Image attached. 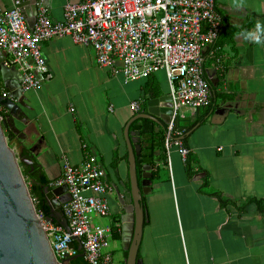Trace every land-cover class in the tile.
Listing matches in <instances>:
<instances>
[{
    "label": "crops",
    "instance_id": "obj_1",
    "mask_svg": "<svg viewBox=\"0 0 264 264\" xmlns=\"http://www.w3.org/2000/svg\"><path fill=\"white\" fill-rule=\"evenodd\" d=\"M67 1L22 0V8L32 26L40 3L60 21ZM13 2L0 0L5 7ZM216 9L221 31L204 49L213 105L184 109L176 121L182 133L210 110L182 142L187 156L179 146L167 151L164 112L158 122L140 117L130 125L131 138L141 144L140 186H151L143 196L148 217L139 249L142 264H264V36L257 42L246 35L264 24V0H216ZM42 48L53 77L24 90L26 105L16 123L26 138L15 135L14 146L27 148L50 181L63 174L67 163L81 165L94 155L115 187L108 194L110 214L95 220L121 224L117 190L130 189L126 126L134 116L149 113L150 99L171 95L167 72L162 68L126 80L122 72L100 65L92 46L71 36L53 37ZM135 100L139 111L132 108ZM143 124L151 131L142 132ZM214 191L222 192L227 204ZM121 227L106 248L116 257L119 250L117 258L125 259Z\"/></svg>",
    "mask_w": 264,
    "mask_h": 264
},
{
    "label": "built area",
    "instance_id": "obj_2",
    "mask_svg": "<svg viewBox=\"0 0 264 264\" xmlns=\"http://www.w3.org/2000/svg\"><path fill=\"white\" fill-rule=\"evenodd\" d=\"M221 27L216 0H68L60 21L53 20L48 7L40 3L32 26L22 0H14L10 7L0 4V49L9 56L8 63L23 72L24 90L38 88L53 77L42 48L53 37L71 36L76 43L92 46L97 62L122 72L126 80L165 69L173 102L166 148L169 152L179 146L184 156L189 150L175 137L181 133L175 124L184 109L197 111L211 103L204 49L218 38ZM2 95L18 100L5 90ZM131 105L136 111L141 108L138 100ZM106 174L93 155L81 165L67 163L63 174L51 181V186L67 188L70 196L63 211L71 232L39 213L59 260L85 250L88 264H127L106 248L114 232L122 230L121 224L95 220L110 214L108 194L115 187Z\"/></svg>",
    "mask_w": 264,
    "mask_h": 264
},
{
    "label": "water",
    "instance_id": "obj_3",
    "mask_svg": "<svg viewBox=\"0 0 264 264\" xmlns=\"http://www.w3.org/2000/svg\"><path fill=\"white\" fill-rule=\"evenodd\" d=\"M8 62L7 54L0 49V104L10 111L5 117L0 115V264H71L73 258L84 257L85 250L62 260L58 259L21 165V162H24L34 168V160L22 157L9 141L10 131L20 138H26L16 123V119L21 118L22 106H25L26 102L22 87L23 72L17 65ZM4 90L18 100L5 98L2 95ZM165 102H168L167 110L164 109ZM148 104L149 113L134 116L126 126L130 189L129 192L117 190L122 205L120 218L123 235L120 241L123 251L127 252L125 258L127 264H142L139 249L148 217L143 196L151 190L149 184L140 186L137 155L141 152V144L131 138L130 125L140 117H148L158 122L159 116L164 117L161 112L167 115L165 120L170 122L173 114L171 95L152 98ZM143 176L148 179L152 174L148 170ZM62 189L51 188V185L45 187L46 202L50 208L46 220L57 222L71 232L69 221L63 211V205L67 200L61 195ZM128 196L131 198L129 203ZM70 245L75 246L74 240Z\"/></svg>",
    "mask_w": 264,
    "mask_h": 264
},
{
    "label": "trees",
    "instance_id": "obj_4",
    "mask_svg": "<svg viewBox=\"0 0 264 264\" xmlns=\"http://www.w3.org/2000/svg\"><path fill=\"white\" fill-rule=\"evenodd\" d=\"M213 101H214V95H213V93H211V103L206 105V106H203V107H209L211 109V107L213 105ZM5 108L6 107L4 105L0 104V115L3 117H5L8 114V111ZM209 111H208V113H209ZM208 113L204 117L196 120L192 124V126L190 128H186L184 130V132H182L180 134H176L175 137L179 138L182 142H185L189 136L188 132L190 130H192L195 125L203 122L205 120L206 116L208 115ZM142 126H143L142 132H150L151 131V127L149 125L145 126L143 124ZM175 127H178L177 122L175 124ZM167 131H168V127L166 128V135H167ZM15 135L16 134H14L11 131L8 133L9 141H10L11 145L14 144L15 137H16ZM182 136H184V137L182 138ZM19 153L22 157H31V154L27 148L20 147ZM191 161H192L191 158L188 157V159H187L188 165L189 164L191 165ZM151 164H153V163H151ZM21 165L23 167L25 177H26L27 182L29 184L30 191H31L32 196L34 198V201L36 203L37 210L39 213L43 214L44 217L46 218V216L49 214L50 208L46 202L45 187L50 185L51 181L47 178V176L43 172L41 166L37 162H35L34 168H32L31 165L26 164L24 162H21ZM137 169H138V175L140 177L142 172H143V170H142L143 169V158H142V155H140V154L137 155ZM213 194L217 195L224 202V204H227L228 199L225 196H223L222 192L214 191ZM258 202L261 203V200H258ZM126 254H127V252H126ZM139 258H140V253H139ZM81 264H88V262L85 260V257H81Z\"/></svg>",
    "mask_w": 264,
    "mask_h": 264
},
{
    "label": "clouds",
    "instance_id": "obj_5",
    "mask_svg": "<svg viewBox=\"0 0 264 264\" xmlns=\"http://www.w3.org/2000/svg\"><path fill=\"white\" fill-rule=\"evenodd\" d=\"M246 35L249 39H254L260 42L262 36H264V24L257 23L256 29L251 31H246Z\"/></svg>",
    "mask_w": 264,
    "mask_h": 264
},
{
    "label": "flooded vegetation",
    "instance_id": "obj_6",
    "mask_svg": "<svg viewBox=\"0 0 264 264\" xmlns=\"http://www.w3.org/2000/svg\"><path fill=\"white\" fill-rule=\"evenodd\" d=\"M71 264H81V257L73 258Z\"/></svg>",
    "mask_w": 264,
    "mask_h": 264
},
{
    "label": "rangeland",
    "instance_id": "obj_7",
    "mask_svg": "<svg viewBox=\"0 0 264 264\" xmlns=\"http://www.w3.org/2000/svg\"><path fill=\"white\" fill-rule=\"evenodd\" d=\"M12 146H14V144H13ZM14 147H15V146H14ZM17 150L19 151V149H17ZM106 217H107V216H106ZM99 218H105V217H99ZM97 222H98V221H97ZM104 224H105V223H104ZM113 242H114V241H112V244H113ZM116 253H117V257H119V256H120V251L118 250Z\"/></svg>",
    "mask_w": 264,
    "mask_h": 264
}]
</instances>
